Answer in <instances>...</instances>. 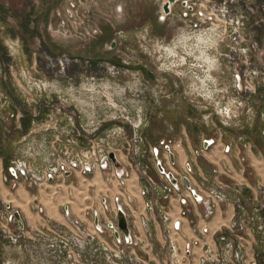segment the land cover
Here are the masks:
<instances>
[{"label": "rangeland", "instance_id": "1", "mask_svg": "<svg viewBox=\"0 0 264 264\" xmlns=\"http://www.w3.org/2000/svg\"><path fill=\"white\" fill-rule=\"evenodd\" d=\"M165 1L0 0V159L4 182L12 196L17 198L7 208L9 197L0 196V264H43L47 255L41 248L47 239H51L46 234L68 229V221L60 219L63 208L58 207L51 212L44 202L49 196H67L65 188L56 182L52 186L32 187L23 183L26 188L19 186L21 182L14 186L9 183L7 168L20 155L19 140L28 134L32 121L40 124L49 118H64L66 114L72 116L75 127L78 121H82L83 127L88 128L91 114L98 128L95 134L103 135L114 125H122L117 121H107L110 93L116 105L126 103L132 111L144 103L141 105L146 108L147 122L139 130L142 142L134 143L131 130L124 125L127 137L115 141V145L124 146L118 158L126 156L127 148L139 146L147 151L143 162L155 167L154 148L159 150L158 158L161 159L166 152L165 147L176 144L175 141H160L152 136L162 131L167 133L170 128L169 124L155 123L164 121L165 112L170 110L163 108L162 101L170 104L171 110L181 111L192 119L187 128L193 133L197 130L194 134L201 131L211 133L215 141L220 135L222 138L224 135L233 137L227 143L238 135H245L251 143L249 133L257 128L264 143L261 136L263 121L256 119L252 126L243 124L242 129H238L232 121L223 125L215 115L205 120V114L212 111L214 105L204 102L203 106L209 109H201L195 101L192 102L193 95L188 92L190 86L199 89L201 84L196 75L206 71L212 84L228 89L231 96H236L233 91L237 85L233 76L235 71L252 69L257 72L256 76L243 77L240 72L241 91L237 97L245 102L246 107L260 111V98L264 97V0H190L188 5L193 10L186 9L185 16L182 14V0H179L172 6L171 13L162 18L161 6ZM223 2L232 10L230 17L244 16V26L224 25L218 12H211L213 6L217 9ZM193 12L195 15L191 16ZM201 16H211L212 20L198 25L196 18ZM230 17L225 21L229 22ZM233 38L239 40L238 45ZM234 47L239 48L240 53L246 51V63L242 56H238V51L232 50ZM181 52L191 55L193 59L188 64L192 67L177 63V55ZM188 68V75H179L180 71L187 72ZM90 86L94 88L92 95L84 93ZM56 108H59V113ZM11 114L13 118H10ZM245 117L243 110L242 119ZM58 124L64 125V121ZM91 138L92 135L84 134L79 144L85 146ZM193 143L195 148L199 147L197 140ZM232 144V150L240 148ZM130 159L127 158L133 168ZM88 182L89 179L81 181L80 187L94 197L91 190L95 186L87 185ZM86 194L76 197L80 209L92 202ZM84 197L87 199L82 200ZM97 205L100 207V200ZM86 211L89 213L88 222L78 217L75 219L84 229L94 231L92 212L90 208ZM14 212L20 213L24 227L20 228L17 220L9 222L14 218ZM77 213L84 215L82 210ZM30 216L35 217L39 224L31 225L28 222ZM5 229L23 230L16 245H10L4 238ZM36 234L43 236L42 239ZM100 238L109 243L107 234ZM166 251L164 241V247L157 253L161 264L167 262ZM253 260L256 264H264V252L258 246H254L252 260L246 253V263Z\"/></svg>", "mask_w": 264, "mask_h": 264}, {"label": "built area", "instance_id": "2", "mask_svg": "<svg viewBox=\"0 0 264 264\" xmlns=\"http://www.w3.org/2000/svg\"><path fill=\"white\" fill-rule=\"evenodd\" d=\"M262 9L264 10V7ZM191 10H193L192 7ZM214 11L218 12V17L223 20L224 25L229 23L230 26L234 25L237 28L244 26V16L235 15L230 17L229 13L232 10L227 8L225 2L217 6V9L213 6L211 12ZM190 15L194 16L195 13L193 12ZM212 15L214 16V14ZM201 17L196 18L199 21L198 25L206 24L212 20L211 16ZM226 17H230L229 22L225 21ZM193 24L197 26L196 23ZM233 42L238 45L239 40L233 38ZM232 50L239 52V48L234 47ZM238 56H242L244 63H246L245 50H242V53L239 52ZM177 59L180 66L192 67L188 64L193 59L189 53L181 52L177 55ZM203 63L206 62L203 61ZM189 70V68L187 72L182 70L179 75L186 76L190 73ZM240 72L236 70L233 75L237 83L233 90L236 96H231L228 89L219 88L216 84H212L208 72L205 71L204 74L196 75V80L201 85L198 90L191 86L188 88L189 94L193 95L192 102L195 101V105L204 110L209 109L207 106H203L204 102L214 105L212 111L205 114V120L210 115H215L223 125H229V122L232 121L238 129H242L243 124L252 126L256 119H260L264 123L263 96L260 98V104H262L260 111H256L250 106L246 107L245 102L237 97V94L241 91L239 85ZM241 73L243 77L251 74L256 76L257 74L252 69H244ZM93 91L94 88L90 86L84 93L92 95ZM112 97L113 95L109 93V118L107 117V121H117L122 125H114L100 136L95 134L98 128L93 121L94 115L91 114L88 118L90 123L88 128L83 127L82 121H78L77 127H75L72 116L66 114H64V118H49V121L46 120L40 124L32 121V128L30 127L28 134L19 140V144H21L20 155L15 157L7 168L11 186H14L17 182H22L28 187L49 184L62 180L66 173L71 172H79L85 176L102 172L106 174V180H117L116 212L121 209L128 223L132 197L127 190V178L122 172L120 174L115 172L109 155L113 153L118 160L119 153L122 152L124 146L115 145V141L127 137L124 125L131 130V140L134 143L142 142L143 138L139 130L147 122L146 108L141 105L144 103H141L137 107L132 106L136 109L132 108L131 111V106L129 107L126 103L119 105L113 103ZM194 98H198V100ZM116 109L119 114H117ZM55 110L57 113L60 112L59 108ZM243 110L246 115L245 120L242 119ZM13 117L14 115L11 114L10 118ZM61 121H64V125L58 124ZM51 124L52 126H50ZM84 134L92 135V138L87 140L85 146H82L79 144V140ZM261 136L264 137V129L261 131ZM232 143L239 145L242 149H248L251 144L245 135H238L226 144L224 147L225 154L231 152ZM128 146L130 145L128 144ZM146 153L147 151L137 146L132 147V149L127 148L125 157L126 159L131 158L133 168L138 174L139 194L145 200L146 213L154 214L161 225L163 239L167 247L165 257L167 262L163 263L182 264L183 258L177 242V237L181 235L180 223L173 221L169 215L170 202L178 193L175 187L165 179L155 180L153 178L149 173V166L143 162ZM154 155L157 165L160 162L157 148H154ZM220 172L223 176H231V171L225 164H221ZM257 189L263 195L250 198L245 196L243 187L239 183L235 181L224 183L221 180H216L204 189L203 193L198 196V200L194 199L202 206V216L206 222L212 218L218 206L231 204L234 207L233 217L222 230L215 234L214 244H210L207 240V228L198 230L199 241L202 246V251L197 260L198 264H256L254 260L246 263L245 242L247 238H252L254 246L260 247L264 252V184H259ZM189 206L190 200L183 198L181 201L183 215L190 212ZM14 220V218H10L9 222L11 223ZM66 220L68 221L66 231H51L50 234H46L51 239H47L44 247L33 246L35 249L41 248L43 253H46L47 258L45 260L44 256L45 261L43 264H144L142 258L136 255L134 245L131 242L127 243L124 237H120L121 233L117 227L116 216L104 225L103 223H97L94 231L84 229L82 224L71 216H67ZM139 224L145 238V242H142L140 247L148 250L153 238L151 221L146 215H142L139 217ZM3 233L7 242L14 246L22 237L23 230L5 229ZM104 234L109 236V243L100 238ZM116 234L119 235V238L116 237ZM36 236L41 237V239L43 237L38 234ZM130 237L132 240L135 235L130 233ZM134 239L139 245L140 240L138 238Z\"/></svg>", "mask_w": 264, "mask_h": 264}, {"label": "crops", "instance_id": "3", "mask_svg": "<svg viewBox=\"0 0 264 264\" xmlns=\"http://www.w3.org/2000/svg\"><path fill=\"white\" fill-rule=\"evenodd\" d=\"M182 9H184L182 14L185 16L187 14L186 8L182 6ZM162 104L163 108L170 110L165 112L166 116L164 121L157 120L155 123L169 124L170 128L169 131L167 130V133H163L162 131L152 134V136L160 141L172 140L175 141L176 144L174 146L165 147L166 152L161 155V159L158 158L161 166H150L149 172L155 180L165 179L175 187L178 194L170 202L169 215L173 221H178L180 223L181 235L177 237V242L181 257L183 258L182 264H198L197 260L202 251L198 230L207 228V240L210 244H214L215 234L229 223L234 215V207L231 204H222L218 206L212 218L206 222L202 216L203 208L200 204L195 202L194 194L198 197L211 183L216 180H221L224 183H231L234 181L239 183L243 187L247 197L262 196L263 194L257 187L261 183L264 184V143L257 132L258 129L255 128L249 133L251 144L248 149L235 147L229 154H225L224 147L233 137H226L224 135L222 138L220 135L215 141L211 133L209 134L201 131L194 134L197 130H194L193 133L187 128V123L192 121L189 116L184 115L181 111L171 110V105H167L168 103H164V101H162ZM181 115L183 116L180 118ZM202 123L206 127L203 121ZM165 137L169 138L166 139ZM195 140H197L199 147L195 148L193 145ZM207 143L209 144L207 145ZM157 152L159 153L158 149ZM118 161L123 168L122 173L127 178V190L132 197L128 225L130 233L134 234L135 237H133L131 243L134 245L138 256L144 261V264H161L157 259V253L164 247L161 225L156 220L154 214L146 213L145 211V200L139 194L140 183L137 172L130 166L125 156H123V158L119 157ZM221 164H225L229 167L231 176L226 177L221 175ZM88 179L89 182L87 185L95 186V188L91 190L94 197L88 194L87 190L83 191L80 187L81 181ZM184 179L187 180L188 187L183 183ZM91 181H94V183H91ZM53 183L54 182L47 185L52 186ZM56 183L58 186L66 189L67 196L60 198L49 196L44 202L45 207L49 208L51 212L55 208H63V213L60 215L61 221L66 220L67 216L73 218L78 217L82 221H84L83 219L87 221L89 213L86 209L88 208H90L92 212L93 218L91 223H93L94 226H97V223H108L117 215L115 209V198L118 195L116 179L106 180L102 172H95L90 176L82 175L79 172H71ZM19 186L26 188L22 182L19 183ZM73 193H76V195L73 196ZM82 194L88 195L89 198L92 199V202L90 205L85 206V208L80 209L76 197ZM0 196L6 199L9 197L5 205L7 208L10 207L9 203H12L13 200H17L15 196H12L7 184L4 182L1 159ZM183 198L190 200V212L186 215L182 214L181 201ZM86 199L87 197H84V199L82 198V200ZM98 200H100V207L97 205ZM81 210L84 211V215L82 216L77 213L78 211L81 212ZM18 214L20 216L19 212ZM142 215H146L151 221L153 238L151 240L150 249L148 250L140 247V244L145 242L139 224V217ZM20 221H22L21 216ZM28 222L31 223V225L39 224L33 216L29 217ZM21 224L22 227H24L23 221ZM120 237L122 238L123 235L120 234ZM134 238L140 240L139 245ZM245 243L248 258L252 260L254 253L252 238H247Z\"/></svg>", "mask_w": 264, "mask_h": 264}, {"label": "water", "instance_id": "4", "mask_svg": "<svg viewBox=\"0 0 264 264\" xmlns=\"http://www.w3.org/2000/svg\"><path fill=\"white\" fill-rule=\"evenodd\" d=\"M189 1L190 0H182L180 2L181 6H183L184 8H186L188 10H191V6L188 5ZM178 2H179V0H166L161 6L162 18H164V16L169 15L171 13L172 6L175 5ZM111 46H113V43L111 44ZM208 144L209 143H207V145ZM109 157H110V160L113 163V166H114L116 172L118 174H120L122 172V170H123L121 164L116 159V157H115V155L113 153H111L109 155ZM157 165H158V167H160L161 166L160 162ZM161 171H162V169H161ZM65 175H68V173H66ZM183 183L188 187V183H187L186 179L183 180ZM194 197L197 200L199 199L195 194H194ZM13 216H14L15 220H17V222L19 224V227L22 228V224H21L20 216H19L18 212H14ZM116 220H117L118 230L123 235V237L125 238L126 242L130 243L131 242V237H130V231H129L127 219H126V217H125V215H124V213H123V211L121 209L117 210ZM116 237L119 238V235L116 234Z\"/></svg>", "mask_w": 264, "mask_h": 264}, {"label": "bare ground", "instance_id": "5", "mask_svg": "<svg viewBox=\"0 0 264 264\" xmlns=\"http://www.w3.org/2000/svg\"><path fill=\"white\" fill-rule=\"evenodd\" d=\"M112 162V161H111ZM115 172H116V170H115ZM117 173V172H116ZM132 180V179H131Z\"/></svg>", "mask_w": 264, "mask_h": 264}, {"label": "trees", "instance_id": "6", "mask_svg": "<svg viewBox=\"0 0 264 264\" xmlns=\"http://www.w3.org/2000/svg\"><path fill=\"white\" fill-rule=\"evenodd\" d=\"M26 119H27V118H26ZM23 122H25L24 119H23Z\"/></svg>", "mask_w": 264, "mask_h": 264}]
</instances>
